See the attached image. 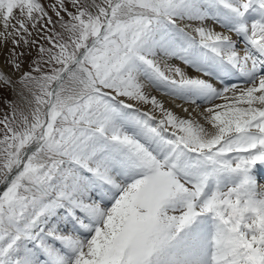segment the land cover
Listing matches in <instances>:
<instances>
[{
	"label": "snow or ice",
	"instance_id": "obj_1",
	"mask_svg": "<svg viewBox=\"0 0 264 264\" xmlns=\"http://www.w3.org/2000/svg\"><path fill=\"white\" fill-rule=\"evenodd\" d=\"M9 41L0 264H264V0H0Z\"/></svg>",
	"mask_w": 264,
	"mask_h": 264
},
{
	"label": "bare ground",
	"instance_id": "obj_2",
	"mask_svg": "<svg viewBox=\"0 0 264 264\" xmlns=\"http://www.w3.org/2000/svg\"><path fill=\"white\" fill-rule=\"evenodd\" d=\"M209 24L212 25V21H209ZM213 26L216 28L217 31H223V30H221L222 28H220L219 26H217V25H213ZM233 39H236L235 36L233 37ZM10 47H11V45H10L9 43H7L6 45L3 46V48H0V64H2L3 57H4V55H5V51H6V49H8V48H10ZM174 63H178V62H175V61H174ZM180 66H181L182 68H184V70H185L189 75H196V72H195L193 69H191L190 67H187V66H185V65H180ZM5 71L8 72V71H10V69H8L7 67H5ZM157 95L159 96L158 93H157ZM163 99H164L165 101L168 100L167 97H163ZM177 103H179V102L177 101ZM168 106L171 107V103H169ZM261 184H264V181H261Z\"/></svg>",
	"mask_w": 264,
	"mask_h": 264
},
{
	"label": "rangeland",
	"instance_id": "obj_3",
	"mask_svg": "<svg viewBox=\"0 0 264 264\" xmlns=\"http://www.w3.org/2000/svg\"><path fill=\"white\" fill-rule=\"evenodd\" d=\"M44 2L47 3V2H50V0H44ZM50 15H51V12H50ZM221 30L224 31V29H221ZM8 43L11 45V42L10 41ZM11 47H12V45H11ZM8 49H6L5 54H6V52H7ZM29 50L32 51V55L35 56V49H29ZM17 51H24V49L22 47H20V48H17ZM3 59H4V57H3ZM5 96H7V98L9 100L14 99L13 94H12V92H11L10 89L5 92ZM5 111H10V110L5 107L4 101L2 99H0V116H2Z\"/></svg>",
	"mask_w": 264,
	"mask_h": 264
}]
</instances>
